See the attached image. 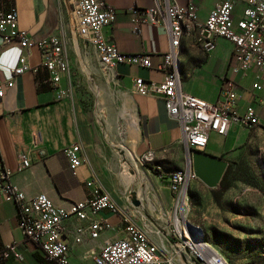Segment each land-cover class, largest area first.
Here are the masks:
<instances>
[{
	"label": "crops",
	"instance_id": "obj_1",
	"mask_svg": "<svg viewBox=\"0 0 264 264\" xmlns=\"http://www.w3.org/2000/svg\"><path fill=\"white\" fill-rule=\"evenodd\" d=\"M181 7L189 0H174ZM225 0H196V15L204 23L212 10ZM116 11L114 23L106 37L118 51L126 55L144 54L151 57L152 67L119 64L114 71L101 68L95 49L78 36L73 0H0V11L11 5L19 12V29L30 39L40 42L52 36H62L72 57L74 80L95 86L91 93L68 89L70 77L62 82L66 95L58 99L48 83L41 50L35 46L22 49L18 42L3 46L0 41V84L4 88L0 117V162L9 172L10 182L19 187L28 199L47 194L57 205L69 207L88 198L86 182L97 179L116 201L119 214L107 211L92 215L83 222L106 220L112 228L93 239L89 233L76 243V219L65 225L63 241L70 246L72 264H95V257L106 242L122 238L129 225L145 230L150 239L169 245L167 224L172 219L175 194L170 188L136 187L139 182L159 179L168 183L169 176L189 166L190 154L183 142L181 123L169 116L164 98L136 92L138 78L162 82L165 74L158 69L163 56L171 48L169 28L162 23L148 22L145 10L156 7L155 0H107ZM243 6L235 11V25L242 18ZM191 31H196L193 27ZM188 31L178 41L179 69L184 92L208 102H215L230 66L234 46L218 39L217 47L206 53L196 43V32ZM78 36L81 43L75 38ZM72 35V36H71ZM73 39V44L71 39ZM27 57L29 70L14 79L8 87L12 71ZM108 73V74H107ZM255 72H239L233 76L240 96L238 111L245 114L255 107L259 125L255 128L234 126L226 136L211 134L206 154L228 158L243 146L250 134L264 129V90H255ZM80 144L84 164L70 168L65 149ZM44 149L40 159L35 152ZM31 154L30 168L19 169V156ZM149 155V156H148ZM124 180L114 189L107 180ZM146 191V197L141 194ZM19 209L14 201L6 200L0 188V246L17 245L24 256L23 264H50L43 250L26 240L19 227ZM189 264L178 256V263ZM2 264H18L9 259Z\"/></svg>",
	"mask_w": 264,
	"mask_h": 264
},
{
	"label": "built area",
	"instance_id": "obj_2",
	"mask_svg": "<svg viewBox=\"0 0 264 264\" xmlns=\"http://www.w3.org/2000/svg\"><path fill=\"white\" fill-rule=\"evenodd\" d=\"M181 7L174 0H155L156 7L145 10L143 17L151 23L165 24L170 30L171 48L163 56L158 69L165 74L162 82L146 81L138 78L135 82L136 92L141 95H158L164 98L166 110L170 117L177 119L183 130V142L189 153H205L211 134L228 135L234 126L255 128L259 118L255 107H250L245 114H240L238 105L240 96L236 91L234 75L239 72H255V90H264V0H225L218 4L204 23H199L196 15V0ZM74 17L78 22L80 37L90 44L99 57L105 71H114L119 64H137L151 68L149 55H126L106 37V29L116 19V11L108 6L107 0H73ZM243 6L242 18L235 25V11ZM188 21L198 23V40L204 45L206 53L217 47V40L222 38L234 46L231 75H226L218 99L211 103L182 89V78L176 75V58H178V41L180 26H187ZM0 41L8 46L15 41L22 49L37 46L43 56V66L48 72V83L56 91L58 99L66 95L62 82L70 77V66L66 42L62 36H52L40 42L30 39L27 31L19 29V12L11 5L6 11H0ZM29 70L27 57L22 56L19 66L12 71L8 87L13 86L14 79ZM4 88L0 84V117L1 101ZM80 144L65 149L70 168L77 170L84 164ZM40 159L47 156L44 149L35 152ZM149 156V155H148ZM19 169L30 168L34 162L31 154L19 156ZM9 172L0 162V188L6 200L14 201L19 209V227L26 240L38 245L50 264H72L70 246L62 239L65 225L70 219L80 222L77 227L76 243L83 241L86 233L96 239L103 231L110 230L112 225L106 220H91L88 226L82 223L107 211L119 214L120 208L111 195L106 192L97 179L86 182L90 189L87 199L72 203L69 207L57 206L47 194H39L28 199L18 186L12 184ZM196 178L190 165L188 170L175 171L168 178L170 190L175 194L173 207V240L169 245L153 242L148 233L141 227L129 225L122 238L106 242L95 257V264H177L181 256L189 264H225V260L212 252L210 246H190L184 242V228L181 220L188 213L185 185ZM14 259L23 264L24 256L17 245L0 246V264Z\"/></svg>",
	"mask_w": 264,
	"mask_h": 264
},
{
	"label": "rangeland",
	"instance_id": "obj_3",
	"mask_svg": "<svg viewBox=\"0 0 264 264\" xmlns=\"http://www.w3.org/2000/svg\"><path fill=\"white\" fill-rule=\"evenodd\" d=\"M75 23V31L80 36L76 19ZM78 36L75 34V39L81 43ZM70 39L73 44V39ZM68 58V89L76 86L85 95L91 93L95 86L82 84L80 79L74 80L70 51ZM228 163L225 190H220V187L210 189L197 178L188 184V213L185 214L187 224L198 228L202 242L228 264H264V129L252 132L248 141L228 158ZM107 181L114 189L120 185V181L122 186L125 185L120 178ZM158 182H139L136 187L170 188L166 180L159 179ZM145 192L141 194L144 197ZM173 230L172 213L166 229L169 238H173Z\"/></svg>",
	"mask_w": 264,
	"mask_h": 264
},
{
	"label": "water",
	"instance_id": "obj_4",
	"mask_svg": "<svg viewBox=\"0 0 264 264\" xmlns=\"http://www.w3.org/2000/svg\"><path fill=\"white\" fill-rule=\"evenodd\" d=\"M190 165L195 177L210 189H217L228 170L229 163L222 158L194 151L190 154Z\"/></svg>",
	"mask_w": 264,
	"mask_h": 264
},
{
	"label": "bare ground",
	"instance_id": "obj_5",
	"mask_svg": "<svg viewBox=\"0 0 264 264\" xmlns=\"http://www.w3.org/2000/svg\"><path fill=\"white\" fill-rule=\"evenodd\" d=\"M192 27L196 31H198V23L195 21H188V27L187 26H180V36L185 35L186 32L188 31V28L191 29ZM195 40H196V43L199 46H201V48L206 52L204 45H201L200 41L198 40V32H196ZM176 75L181 76L180 75V69H179V55H178V58H176ZM188 167L189 166H187L185 169H181V170H188ZM181 170H177V171H181ZM187 188H188V184L185 185V196L186 197H187V193H186ZM180 224H181V227L184 228V234H186V235H184V239L186 240L185 241L186 244H190V246H201V245L206 246V244L204 242H202L201 235L199 234L198 228L193 227L190 224H187V220H186L185 215H184L183 219L181 220ZM212 252L217 253L213 249H212ZM225 264H228V263L225 261Z\"/></svg>",
	"mask_w": 264,
	"mask_h": 264
},
{
	"label": "trees",
	"instance_id": "obj_6",
	"mask_svg": "<svg viewBox=\"0 0 264 264\" xmlns=\"http://www.w3.org/2000/svg\"><path fill=\"white\" fill-rule=\"evenodd\" d=\"M226 188H227V174H225V176L221 182L220 190H225Z\"/></svg>",
	"mask_w": 264,
	"mask_h": 264
}]
</instances>
